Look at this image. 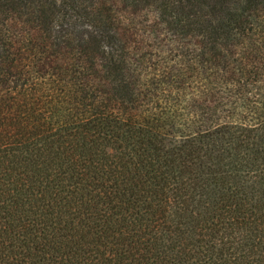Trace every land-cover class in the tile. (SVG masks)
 Here are the masks:
<instances>
[{"label":"trees","instance_id":"1","mask_svg":"<svg viewBox=\"0 0 264 264\" xmlns=\"http://www.w3.org/2000/svg\"><path fill=\"white\" fill-rule=\"evenodd\" d=\"M0 264H264V0H0Z\"/></svg>","mask_w":264,"mask_h":264}]
</instances>
